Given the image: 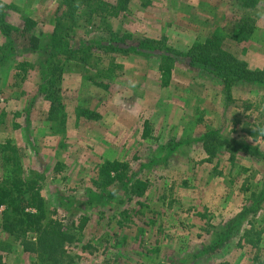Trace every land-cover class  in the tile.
<instances>
[{"label": "rangeland", "instance_id": "obj_1", "mask_svg": "<svg viewBox=\"0 0 264 264\" xmlns=\"http://www.w3.org/2000/svg\"><path fill=\"white\" fill-rule=\"evenodd\" d=\"M99 1L107 10L89 15L86 5L73 11L64 0H0L10 30L0 28V180L10 168L1 147H14L19 175L38 178L48 215L88 218L66 246L68 264H264V207L239 217L251 192L264 187V81L234 80L226 93L213 71L186 55L219 39L226 55L264 70V0L247 8L243 0ZM245 17L253 27L240 40ZM61 19L58 30L90 54L87 64L60 58L69 116L63 129L49 121L48 101L37 94L49 35ZM28 20L27 33L10 27ZM107 30L157 48L95 49ZM32 34L40 37L35 48ZM160 64L171 73L162 74ZM81 108L98 115L78 117ZM205 141L215 149L210 159ZM108 160L125 165V178L147 182L145 194L131 195L115 181L117 195L108 199L95 186ZM33 261L0 227V264Z\"/></svg>", "mask_w": 264, "mask_h": 264}, {"label": "trees", "instance_id": "obj_2", "mask_svg": "<svg viewBox=\"0 0 264 264\" xmlns=\"http://www.w3.org/2000/svg\"><path fill=\"white\" fill-rule=\"evenodd\" d=\"M64 2L68 7L72 6L73 11L80 4L86 5L87 14L89 15L94 11V7L102 11L107 10L105 3L99 0H64ZM257 2L258 0H243L242 5L246 8L253 7ZM122 3L119 0V6ZM114 9L116 10V8L111 6L109 13H113ZM3 11L4 8H0V28L4 35H9V27L3 26V22L8 14H4ZM64 19L56 21V29L54 28L49 35L52 50L44 60L42 79L37 89V94L43 96L48 101L47 116L49 121L55 122L56 126L62 129L68 122L69 116L60 98L62 96L60 82L64 70L60 58L67 55L86 64L90 61V54L87 52V49H83L84 45H73L71 41L73 36L70 31V33H66V31L61 33L62 31L58 30V26L64 25ZM242 23L243 25L238 31L237 36L240 40L248 36L253 27V21L250 17H245ZM31 24L33 26L34 22L28 20V22L25 21L21 26L15 25L10 27L24 34L23 32H28ZM137 40L130 33L121 34L114 30H107L106 40L101 42L105 44L103 46H99L102 45L99 44L95 49L98 48L101 51L107 52H120L122 49L125 50L126 46L129 48L128 44L134 47L138 46V49H135L138 51L144 49V47L157 48L154 46L155 42L148 38L140 39L138 43H134ZM218 40L208 39V41L196 43L188 49L186 55L191 58L193 63H198L204 68L213 71L222 80L226 93H229V86L234 80L264 81V70L247 69L243 62L226 55L220 47ZM39 41L40 37L38 35L32 34L29 38L32 48H35ZM160 57L164 59L163 55H160ZM159 69L164 75L171 73V68L165 64H160ZM76 114L78 117L82 116L88 119L96 118L98 115L97 111L86 108L78 109ZM147 125L146 123L144 135L148 132ZM260 132L264 134V128L260 127ZM250 134L253 133L250 132ZM203 147L208 155V159H210L214 155L215 149H212V144L208 141L203 143ZM11 150L12 152H7L9 151L7 147H1L2 158L5 163L10 164V168L7 171L6 177L0 180V209H2L0 227L4 232L12 235L13 240L21 247L23 252L35 256V261L31 264H68L72 262V257L68 254L66 246L78 241L77 236L83 231L88 218L86 216H78L77 221L66 220L64 222L60 218L48 215L44 199L40 194L38 178L24 179L19 175L21 173V166L18 154H15L17 149L12 147ZM124 166V164L117 160H108L98 167L95 186L103 194L106 193L108 199L111 196L117 195L116 190L111 186L115 181L123 184L131 195L143 196L148 189L147 182L145 181L136 180L133 182L130 178H125ZM41 176L39 175V178ZM250 199V204L242 208L239 217L246 215V213H252L256 216V214L263 210L264 187H261L258 192H251ZM109 208L113 209V206L109 204ZM232 222L230 223L232 224ZM243 231L244 235H247L250 230L244 229ZM249 241L251 243L257 242L258 238H249Z\"/></svg>", "mask_w": 264, "mask_h": 264}]
</instances>
